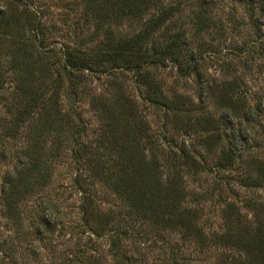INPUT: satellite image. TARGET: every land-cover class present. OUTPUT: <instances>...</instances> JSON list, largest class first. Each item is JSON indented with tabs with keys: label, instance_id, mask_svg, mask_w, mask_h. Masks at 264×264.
Masks as SVG:
<instances>
[{
	"label": "trees",
	"instance_id": "obj_1",
	"mask_svg": "<svg viewBox=\"0 0 264 264\" xmlns=\"http://www.w3.org/2000/svg\"><path fill=\"white\" fill-rule=\"evenodd\" d=\"M35 1L8 0L0 7V141L5 145L0 150V158L6 161L10 157L11 141L24 140L17 151V165L2 178L0 193L4 216L15 229L14 233H21L22 222L27 218L39 241L48 240L54 230L57 214L54 205H39L28 217L20 206L27 197L45 190L52 182L49 159L43 160L47 151L43 140L54 135L52 150L56 151V144L59 148L55 159L60 157L64 142L71 140L72 143L69 163L73 173L69 189L80 196L77 207L80 226L76 230L87 227L83 232L96 235L92 221L97 212L92 192L95 183L106 185L119 195L123 193L130 200L133 208L130 227L120 226L96 240L98 250L108 246L107 253L113 264H134L126 245L144 238L146 224L137 228L138 219L152 222V229L159 232H184L188 238L196 239L200 247L212 241L219 247L234 249V254H223L215 264H264V203L249 202L242 208L237 200L222 199L235 182L244 188L259 184L248 176L242 175L241 180L229 176L243 169L241 161L246 148L239 150L235 146L210 165L196 148L185 146L174 152L178 145L167 138L169 129L176 130L183 125L190 129L203 120L211 122L202 113L208 99L226 102L234 121L242 115L249 122L255 115L252 106L242 112L248 106V92L241 90L240 80L211 79L197 64H192L198 60L193 53L186 58L189 42L185 31L174 34L166 43L155 39L167 23L182 17L188 9L190 23L198 35L215 29L218 26L215 13L222 11L223 0H83L87 14L100 22L140 24L134 32L108 35L102 49L91 48L82 30L75 32L77 40L73 46L50 43L51 26L44 22L45 16ZM233 1L246 6L249 25L256 28L258 35L253 47L239 52L240 56L249 54L247 51L258 45L264 52V0ZM227 23L229 31L239 30L235 20L229 18ZM220 25L226 33L224 25ZM218 49L204 44L199 54L205 50L217 54ZM167 62L176 66L182 78L195 77L200 86L199 104L188 95H167L164 83L157 76L159 70L166 69ZM119 74L130 76L139 99L127 94L125 81H118ZM90 77L112 79L117 90L109 98L96 92L90 94L87 88ZM87 99L92 102L99 125L100 133L94 140L89 138L91 121L84 118L80 106ZM141 102L162 112L161 134L154 131ZM198 111H202L201 116L191 123L190 116ZM180 115L188 117L187 122ZM210 140L208 137L198 144L208 153ZM241 141L246 143V139ZM157 149L162 150V168L166 170L162 178L157 162H149L146 155L147 150ZM262 169L261 184H264ZM185 170L194 175L211 176V192L189 194L183 182ZM190 195L195 204L188 206L186 201ZM215 196L222 207V227L218 230L208 226V220L204 219L205 203ZM246 210L253 213V219L245 214ZM11 242L0 245V264H27L30 257L42 255L40 249L28 250V245L25 248L20 243L15 245L14 239ZM184 261L185 258L180 259L174 252L168 264ZM52 264H96V260L92 254L79 251Z\"/></svg>",
	"mask_w": 264,
	"mask_h": 264
},
{
	"label": "rangeland",
	"instance_id": "obj_2",
	"mask_svg": "<svg viewBox=\"0 0 264 264\" xmlns=\"http://www.w3.org/2000/svg\"><path fill=\"white\" fill-rule=\"evenodd\" d=\"M7 1L0 0V7L6 5ZM35 2L45 16L44 22L51 26L50 43L56 41L59 44L73 46L77 40L75 32L82 30L84 38L87 39L91 48L102 49L108 35H116L118 31L124 34L131 33L140 28V24L131 21H126L123 25H117L114 20L100 22L93 19L87 14L83 0H36ZM246 9V6L233 0H223L220 9L222 11L215 13L218 16L215 20L218 22V26L211 31L204 32L202 36L198 35L190 23L191 11L188 9L182 17L174 18L167 23L155 36L156 42L166 43L174 34L182 30L185 31L189 42V46L186 48L188 52L186 58H189L193 53L194 58L198 59L192 61L193 65L197 64L201 71L211 79L221 82L240 80L242 82L241 90L248 92V106L242 112L252 106L255 115L251 118V121L247 122L242 115L235 121L232 120L226 102L208 99L205 111H198L190 118H192L191 123H194L202 112L211 119V122L203 120L190 129L183 125L182 128L176 130L169 129L167 134V138L173 144L178 145L175 147L174 152L177 153L181 147L185 146L191 149L196 148L204 158L209 160L210 165L216 164L222 158L223 152L233 149L235 146V149L238 147L239 150L246 148L241 161L243 169L233 172L229 176L237 180H241L242 175L248 176L251 181L254 179L259 184L254 188H244L235 182L231 185L230 192H227L222 198L227 201L237 200L236 202H239L238 204L242 208L243 205L249 202L259 201L264 203V184H261V176L263 175L260 173V170L264 167V52H261L262 47L258 45L251 51H247L249 54L240 56L239 52L251 49L258 38L256 28L249 25ZM229 18L235 20L239 30L232 29L229 31L230 24L228 26L227 23ZM219 23L224 25L223 28L226 29V33L225 31L222 32ZM204 44L219 48L218 53L213 54L205 50L199 54L200 47ZM165 68L159 70L157 76L159 81L164 83L167 95L172 96L173 93L188 95L194 103L199 104L200 86L195 77L182 78L176 66L170 62L166 63ZM117 78H119V82L125 81L123 85H126L127 94H132L139 99L136 86L130 76L119 74ZM111 81L112 79L106 77H90L87 88L90 89V94L96 92L109 98L117 90ZM91 104L92 102L87 99L80 106L84 118L91 121L89 138L94 140L100 132L97 117ZM140 104L141 108L149 114L148 119L152 123L154 131L161 134L163 126L162 112L147 107L142 102ZM180 116L184 123L189 119L188 117L185 118V115ZM53 137L54 135H48L43 140V144L47 149L43 154V160L49 159L47 164L49 171L53 174L52 182L45 190L34 193L32 197H27L26 202H21L20 206L28 217L32 209L39 205L43 207L54 205L53 209L57 213L54 230L48 235V240L39 241L34 228L29 227L30 221L27 218L22 222L21 233L19 235L14 233L15 229L4 216L3 204L0 200V245L4 242L9 245L14 239L15 245L20 243L25 248L28 245V250L40 249L42 255L30 257L26 261L27 264H52L60 260L63 261L79 251L92 254L96 264H113L107 253L108 246L103 245L98 250L96 246L99 242L96 240L98 236L105 237L110 230L118 229L120 226H129L133 223V219L130 218V213L133 210L130 206V200L127 195L123 193L119 195L106 185L95 183L94 180L95 185L92 192L94 208L97 212L92 221L97 229L96 235L83 232L87 227L80 229L81 231L76 230L77 225L80 226L77 217L80 196L74 195L73 191L69 189L73 173L69 163L72 143L69 142L71 140L64 142V146L59 150L60 157L55 159V154H58L59 148L56 144V151L52 150L54 148L52 146L54 145ZM208 137H211L209 153L202 149L201 145H198L200 141ZM242 139H246V143H243ZM23 144V139L11 141L9 147L10 157L6 161L0 158V193L2 178L7 171L12 170L17 165V151ZM160 144H162V141H160ZM2 146L5 145L0 141V150ZM51 151L54 152V156H51ZM146 155L149 162L152 160L157 162L158 171L162 178V173H166V170L162 168V150L157 149L154 152L147 150ZM188 172L185 170V173H183V182H186L189 194H209L211 192L213 184L211 176L207 174L194 175L193 172ZM239 172L241 173L239 174ZM193 200L190 195L186 204L188 206L195 204ZM218 200L215 196L205 203L206 215L204 219L208 220V226H212L215 230L222 227L220 216L222 207H219ZM245 214L250 219L254 217L253 213L247 210ZM136 224H138L137 228L143 224L146 225L143 227L144 238L141 241L134 242V244L130 242L126 245V249L134 259V264H168L174 252L178 253L180 259L185 258V261L181 264H215L223 254L231 255L235 253L234 249L219 247L212 241L204 247H200L196 239L188 238L184 232H178V230L159 232L157 229H152V222L150 221H139L138 219ZM138 250H140L139 253Z\"/></svg>",
	"mask_w": 264,
	"mask_h": 264
}]
</instances>
